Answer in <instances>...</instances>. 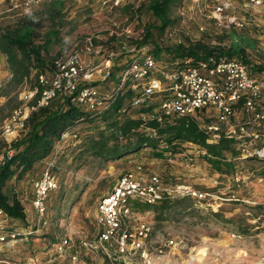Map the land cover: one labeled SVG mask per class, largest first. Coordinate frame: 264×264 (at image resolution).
I'll list each match as a JSON object with an SVG mask.
<instances>
[{"label": "rangeland", "instance_id": "1", "mask_svg": "<svg viewBox=\"0 0 264 264\" xmlns=\"http://www.w3.org/2000/svg\"><path fill=\"white\" fill-rule=\"evenodd\" d=\"M60 1V14L51 19L50 1L33 5L25 13L22 0H0V32L21 16L35 12V42L41 45L43 56L52 60L79 47L87 35L100 42L106 40L109 30H114L112 21L118 25L117 30L127 27L133 40H140L146 28L159 25L148 10V0L142 3L119 0L118 5L113 4L114 0ZM245 3V0H181V7L172 10L175 22L171 26L151 29L150 48L157 45L164 50L190 42L221 51L235 48L238 57L243 56L250 68L261 66L260 73L264 76V0L262 8L246 7ZM219 4L223 11L217 15L214 8ZM111 43L118 46L119 39ZM163 56L161 60L169 64ZM121 61L124 59L119 58L117 63ZM118 67L121 68L115 67L107 80L110 90L117 86ZM33 82V71L22 83L13 81L6 57L0 52V159L8 151L13 152L12 144L27 130L25 124L23 130L8 139L2 133L6 119L23 103L22 92L31 89ZM109 136L110 130L100 119L83 121L68 136L56 141L49 155L22 177H14L7 183L6 191L19 198L25 212L24 219H14L12 228L29 230L34 219L29 204L31 178L47 167L58 178L57 188L47 198L46 226L31 234L28 242L4 247V255L24 259L37 253L45 264H69L67 259L53 255L54 242L68 236L74 244L76 264H106L100 253L85 251L78 240L94 234L97 200L111 190L123 172L140 165L144 177L155 171L166 181L208 188L221 198L214 203L185 198L170 208L161 209L159 204L141 208L140 215H147L151 221L149 244L154 264H264V158L228 153L221 172L211 166L202 150L189 144L178 146L177 152L166 153L163 158L154 157L150 147L117 158H102L92 149V140ZM112 144V139H108V145ZM186 158H192L188 168L184 166ZM235 176L239 177L238 182ZM211 178L217 179L218 184L212 185ZM169 239L174 240L175 247L162 246Z\"/></svg>", "mask_w": 264, "mask_h": 264}, {"label": "built area", "instance_id": "2", "mask_svg": "<svg viewBox=\"0 0 264 264\" xmlns=\"http://www.w3.org/2000/svg\"><path fill=\"white\" fill-rule=\"evenodd\" d=\"M44 1L47 0H22L21 5L28 13L33 5ZM144 1L138 0V3ZM245 2L246 7L253 9L263 7V0ZM118 3L119 0L113 2ZM222 11L220 4L214 8L217 15ZM112 22L114 30H109L106 40L100 42L92 35L85 36L79 47L54 60L49 76H38L43 89L35 104L30 102L37 93L36 87L22 92L23 103L4 122L3 136L8 139L23 130L30 113L39 106H48L57 96L69 97L71 102L96 116L118 93L128 88L133 92V108L150 107L139 114L143 121L163 123L176 117H190L206 133L208 144H217L221 138H234L241 155L264 158V76L261 73L252 72L238 57H208L196 64L185 59L182 63L175 60L167 64L150 51V45L132 42L127 27L117 30L118 25ZM113 39H119L118 46L112 45ZM119 58L124 61L117 63ZM117 66L121 68L116 88L100 91L94 82L108 80ZM147 131L153 130L147 128ZM70 133L72 131H65L61 138ZM187 144L198 148L192 142ZM12 153L8 151L4 156ZM167 161L170 162L171 157ZM191 161L192 158H186L184 166L188 168ZM141 171V166L137 165L117 178L111 190L96 202L93 236L78 240L85 251L100 253L106 264H154L149 244L151 221L147 215H140L141 208L185 198L213 203L221 199L208 188L166 181L155 171L144 177ZM235 180L238 182L239 177L235 176ZM211 182L218 184L215 178H211ZM57 185L58 178L49 167L31 178L29 204L34 219L29 230L12 228L14 218L0 209V264H45L40 254L14 259L4 255L3 248L28 242L31 234L39 233L46 226L47 198ZM162 246L175 247L176 243L169 239ZM158 252L162 253V248ZM53 255L67 259L69 264L77 262L74 244L68 236L54 242Z\"/></svg>", "mask_w": 264, "mask_h": 264}, {"label": "trees", "instance_id": "3", "mask_svg": "<svg viewBox=\"0 0 264 264\" xmlns=\"http://www.w3.org/2000/svg\"><path fill=\"white\" fill-rule=\"evenodd\" d=\"M47 1H50L48 5L50 18H58L61 1ZM180 1L148 0V10L155 20L159 21V25H153L152 28L163 30L171 26L175 22L171 15L172 10L181 7ZM35 15V12L23 15L14 24L5 26L0 32V52L6 57L12 80L22 83L30 78L33 71L34 82L31 88L36 87L37 93L31 104L36 103L43 89L38 82V76L41 74L49 76L56 59L47 60L41 52V45L35 42ZM152 28H146L142 38L132 42L138 45H150ZM150 51L160 57L164 54L163 57L170 62L179 60V63H182L183 60L190 59L192 64L208 57H238L235 48L221 51L208 48L200 42L168 46L164 50L153 45ZM238 58L247 63L243 56ZM262 69L261 66L251 67L254 73H260ZM132 96L133 92L130 89H124L116 95L105 110L96 116H92L91 113L71 102L67 96H57L48 106H39L33 110L25 123L27 130L11 146L12 155L4 156L0 162V209L14 219L25 218L24 208L19 198L6 191L7 183L14 177H22L36 162L49 155L62 133L72 131L83 121L93 122L100 119L110 130L109 138L92 140V149L102 158H117L143 147H150L154 157L163 158L166 153L177 152L178 146L192 142L200 150L205 151V157L211 166L221 172L223 162L226 161V154L239 156L234 138H221L217 144H208L206 133L199 129L196 121L190 117H176L163 123L155 120L143 121L139 114L148 111L150 107L133 108ZM147 128L153 131H147ZM108 139L113 141L111 146L108 145ZM123 139L126 140L122 142ZM178 201H163L159 204V208H170Z\"/></svg>", "mask_w": 264, "mask_h": 264}, {"label": "crops", "instance_id": "4", "mask_svg": "<svg viewBox=\"0 0 264 264\" xmlns=\"http://www.w3.org/2000/svg\"><path fill=\"white\" fill-rule=\"evenodd\" d=\"M109 81L105 80V81H102V82H99L97 84V88L100 90V91H106V90H109L110 87H111V84L108 83Z\"/></svg>", "mask_w": 264, "mask_h": 264}]
</instances>
